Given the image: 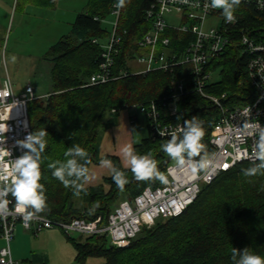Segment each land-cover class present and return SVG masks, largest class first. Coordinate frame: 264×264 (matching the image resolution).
<instances>
[{"label":"trees","instance_id":"obj_1","mask_svg":"<svg viewBox=\"0 0 264 264\" xmlns=\"http://www.w3.org/2000/svg\"><path fill=\"white\" fill-rule=\"evenodd\" d=\"M115 1L89 0V10L77 16L70 33L55 42L45 55L52 64L51 88L29 102L32 131L45 129L49 134L40 164V183L44 185L47 207L38 214L61 219L93 220L99 216L106 219L120 201L133 200L146 187L161 185L159 180H136L117 155H100L103 135L118 124L120 112L134 104L169 95L175 79L172 73L152 71L87 85L102 60L103 49L93 39L107 34L101 19L109 15ZM150 2L126 0L121 24L129 30V36L116 59L115 73L124 66L128 53L136 48L135 42L150 30L144 17ZM234 12L239 17L238 28L249 27L252 32L264 28L262 12L242 4ZM175 35L184 37L182 33ZM247 62L248 56L241 54L238 46V37H233L225 52L209 64V70L219 72L220 79L210 82L207 91L217 95L227 93L226 103L231 107L250 102ZM183 71L184 68H177L176 75ZM187 81L190 92L178 101L177 115L167 120L184 123L197 117L202 121L205 134L201 142L209 156L213 150L212 130L220 111L193 89L190 78ZM168 139L153 136L148 121V135L135 143L134 151L138 155L150 154L164 174L173 161L161 149ZM74 144L88 152V169L93 163L112 161L113 167L122 171L128 181L124 189L117 187L113 173L91 186L84 185L85 179L81 180L83 187L79 195L71 187L65 188L47 165L64 162L67 159L64 152ZM253 163H238L210 184H203L197 199L180 216L144 227L128 247L109 244L103 235L88 236L80 242L69 237L78 249L77 262L85 264L88 256H103L105 262L101 264H233V248L241 252L248 248L251 253L264 256V176L246 177L242 171Z\"/></svg>","mask_w":264,"mask_h":264},{"label":"built area","instance_id":"obj_2","mask_svg":"<svg viewBox=\"0 0 264 264\" xmlns=\"http://www.w3.org/2000/svg\"><path fill=\"white\" fill-rule=\"evenodd\" d=\"M117 2L112 5L115 20L106 44L101 45L98 38L93 39L103 49L102 60L99 70L91 76L87 85L152 71L172 73L175 79L169 95L132 105L144 113L153 136L170 139L167 133L178 130L183 122L168 121L167 117L177 115L178 101L190 92L187 89L190 78L193 89L211 100L220 111L210 140L213 146L209 155L211 166L207 172L193 173L187 166L181 168L170 163L164 173L166 183L146 187L133 200L120 201L106 219L101 216L93 220L61 219L36 214L26 221L23 213L16 211V202L9 194L5 198L8 201L7 209L0 211V239L3 241L0 264H20L12 254L18 225L35 234L59 229L70 238L76 234L87 237L103 235L110 238L112 245L128 247L144 227L150 228L159 220L180 216L197 199L203 184H210L238 163L254 162L252 150L257 137L251 125L259 123L264 127V28L253 32L249 27L238 28L236 12L235 22H226L222 10L205 7L210 0H188L187 3L183 0H151L144 11L150 30L135 42L136 48L128 53L124 66L115 73L116 59L120 57L129 36V30L121 24L122 8L115 7ZM241 4L264 14V0H241ZM177 33L184 34V37L175 35ZM233 37H238L241 54L248 56L247 72L252 99L246 104L231 107L226 103L229 97L227 93H209L207 85L215 74L209 70V64L225 52ZM136 66H141V69H135ZM179 67L184 71L176 75ZM38 97L40 95L31 85L17 94L9 77L0 84V124H7L9 129L0 143L4 173L9 174V180L0 181V188L10 183L11 159L18 158L26 151L16 141L33 132L29 102ZM159 131H165L166 135L160 136Z\"/></svg>","mask_w":264,"mask_h":264},{"label":"clouds","instance_id":"obj_3","mask_svg":"<svg viewBox=\"0 0 264 264\" xmlns=\"http://www.w3.org/2000/svg\"><path fill=\"white\" fill-rule=\"evenodd\" d=\"M187 3L188 0H183ZM126 0H118L117 9L125 6ZM241 4V0H210L205 7L222 10L226 22L234 23L236 17L234 11ZM256 139L252 150L254 163L251 167L243 169L246 177L264 176V127L259 123L252 124ZM7 124H0V143L4 141V133L8 131ZM170 139L161 145L164 153L170 157L178 167L187 166L193 173L207 172L211 166L206 151V146L201 142L204 136L202 121L197 117L186 120L178 130L167 133ZM49 134L45 129L29 133L24 139L17 140L16 144L26 151L21 156L11 159L10 183L0 188V211L7 209L8 201L5 199L9 194L16 201V211L23 213L26 221L31 220L36 214L41 213L47 207L44 185L41 180V159L47 146L46 137ZM160 136H165V131H159ZM8 156L11 153L8 151ZM67 158L64 162L55 161L47 167L52 169V176L59 180L65 188L71 187L76 195H79L83 185L81 180L87 178L88 152L74 144L64 152ZM199 157V159H196ZM125 166L129 167L138 181L159 180L167 182V177L158 170L156 161L149 155H138L131 145L123 148ZM101 163L113 173V180L122 191L128 183L122 171L113 167L111 161L104 160ZM210 179V177H208ZM9 180V174L4 173L2 154H0V181ZM231 259L233 264H264V256L251 253L248 248L242 252L232 249Z\"/></svg>","mask_w":264,"mask_h":264},{"label":"rangeland","instance_id":"obj_4","mask_svg":"<svg viewBox=\"0 0 264 264\" xmlns=\"http://www.w3.org/2000/svg\"><path fill=\"white\" fill-rule=\"evenodd\" d=\"M88 3L89 0H0V84L9 77L17 94L28 85L33 86L38 95L46 94L51 88L52 64L45 55L55 42L70 33L77 16L89 10ZM114 20L111 6L109 15L102 18L107 34L98 36L101 45L106 44ZM135 69H141V66ZM216 79H220L219 72L214 74L212 81ZM124 113L138 116L133 132L135 142L139 143L148 135L147 118L135 106ZM88 178L84 185L91 186L87 184ZM74 238L80 242L87 236L76 234ZM107 239L111 244L110 238ZM73 250L78 253V249ZM72 262L70 264H82L77 260ZM84 262L101 264L105 257L88 256Z\"/></svg>","mask_w":264,"mask_h":264},{"label":"crops","instance_id":"obj_5","mask_svg":"<svg viewBox=\"0 0 264 264\" xmlns=\"http://www.w3.org/2000/svg\"><path fill=\"white\" fill-rule=\"evenodd\" d=\"M126 110L120 112L118 124L105 131L100 150L101 157L107 154L117 155L124 166L123 148L131 145L134 149L136 142L133 124L139 119L137 115L124 113ZM111 164L113 166L112 162ZM110 174L111 170L102 163H93L88 170L87 184H98L104 176ZM2 243L0 239V246ZM73 248L77 250L75 244L59 229L44 230L35 234L34 231L18 225L12 243V254L20 264H70L77 257Z\"/></svg>","mask_w":264,"mask_h":264}]
</instances>
